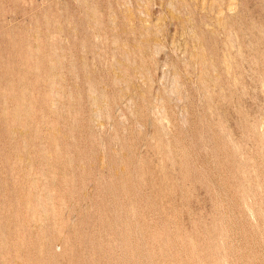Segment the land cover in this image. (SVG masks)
Returning a JSON list of instances; mask_svg holds the SVG:
<instances>
[{
  "label": "rangeland",
  "instance_id": "rangeland-1",
  "mask_svg": "<svg viewBox=\"0 0 264 264\" xmlns=\"http://www.w3.org/2000/svg\"><path fill=\"white\" fill-rule=\"evenodd\" d=\"M0 264H264V0H0Z\"/></svg>",
  "mask_w": 264,
  "mask_h": 264
}]
</instances>
